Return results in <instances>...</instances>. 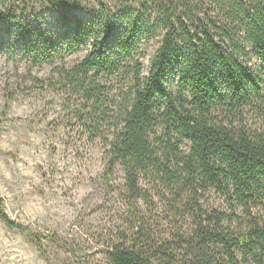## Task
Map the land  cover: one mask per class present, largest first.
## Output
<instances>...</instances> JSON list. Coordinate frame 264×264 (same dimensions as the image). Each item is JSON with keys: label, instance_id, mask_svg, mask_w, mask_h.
Returning a JSON list of instances; mask_svg holds the SVG:
<instances>
[{"label": "trees", "instance_id": "obj_1", "mask_svg": "<svg viewBox=\"0 0 264 264\" xmlns=\"http://www.w3.org/2000/svg\"><path fill=\"white\" fill-rule=\"evenodd\" d=\"M0 6V30L32 65L87 50L39 84L69 97L71 129L103 144L105 180L123 173L108 264H264V0ZM41 11L55 14L50 29L34 25ZM0 219L45 238L3 202Z\"/></svg>", "mask_w": 264, "mask_h": 264}, {"label": "rangeland", "instance_id": "obj_2", "mask_svg": "<svg viewBox=\"0 0 264 264\" xmlns=\"http://www.w3.org/2000/svg\"><path fill=\"white\" fill-rule=\"evenodd\" d=\"M39 15L34 25L54 26V13ZM11 47L0 30V203L14 223L45 238L37 242L0 219V264H108L103 250L121 225L123 173L105 180L103 144L88 145L71 129L69 97L39 84L56 82V69L72 67L87 50L39 66Z\"/></svg>", "mask_w": 264, "mask_h": 264}]
</instances>
